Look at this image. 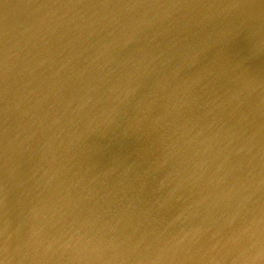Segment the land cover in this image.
I'll use <instances>...</instances> for the list:
<instances>
[{
    "label": "water",
    "instance_id": "95a60500",
    "mask_svg": "<svg viewBox=\"0 0 264 264\" xmlns=\"http://www.w3.org/2000/svg\"><path fill=\"white\" fill-rule=\"evenodd\" d=\"M233 1L239 6H233ZM31 2L33 3L28 5ZM0 4V17L5 20L8 18L10 26L17 27L16 39L28 32L38 33L32 39L23 40L22 47H18V40L14 43L13 39L14 47L18 51L22 49L21 54L16 59L5 57L6 64L0 61V264H136L137 257H131V254L136 252L128 245L122 246L114 254L110 252L114 229H120L123 219L116 224L114 221L112 225L107 220V230L91 225L95 223V211L99 210L101 216L108 218V211L100 209V204L106 200L117 202L114 196L116 193L120 195L119 190L115 189L109 180L107 184H98V173L90 175L84 184H79L77 178L67 175L72 172L79 175L85 166L95 172L104 167L103 163L114 158L117 153L129 154L135 151L134 148L139 143L152 137L151 129H147V125L160 118L157 112L159 113L162 107L167 111L175 106L173 112L167 111V129L173 128V124L177 128L192 127L191 129L195 128L197 121L202 124L199 128H202L204 135L198 137L199 144L205 136L214 138L215 134L221 136L223 141L227 137L230 138V133L234 130L239 138L248 143L264 145L262 0H250V3L245 5L237 4V0H181L177 5L172 0H133L134 8L129 6V25L133 31L125 36L128 40H125L124 44L140 46L144 60L141 65L134 63L138 61L136 57L131 61L132 55L122 59L113 57L110 61H103V57L90 56L89 48L94 47L95 40L79 39L73 36L72 32H68L64 13L60 11L54 23H48L49 19H44L38 23L42 24L39 31L35 30L37 23L32 22L33 16L39 7L50 6L49 0H0ZM159 10L165 14L160 20L156 18L155 13ZM148 19L153 20L157 29L164 35L161 42L166 43L161 47L165 54L160 61L171 59L173 49L180 54L186 53L187 47L192 46L199 33L203 34L204 42L208 36L214 47L219 48L213 56L212 64L209 63L211 71L202 69V73L192 79L198 81V88H192L196 82H168L165 77L152 71L153 61H157L158 55L155 49L149 50V46L145 45L147 36L144 31L141 32L142 25L139 23L148 22ZM211 22L214 24L212 36L207 35ZM1 26L8 25L0 20ZM217 37L219 41L216 40ZM43 40L51 43L47 44ZM222 44L225 47H222ZM83 45H88L89 48L85 53H80V46ZM115 50L117 52L119 48L116 47ZM53 61L51 73L44 75L41 66ZM98 62L103 63L100 65ZM65 63L69 65L61 67ZM162 63L164 65L163 61ZM75 64H78L77 67L72 68ZM60 67L63 70L60 72L62 77L54 81L52 75ZM145 69L152 71L150 75L144 72ZM214 71L219 77L218 80L209 75V72ZM34 82L39 83L36 98L32 94L35 91L31 89ZM180 86L183 87L179 92L182 94L173 96L171 91ZM45 87L49 89V95L42 92ZM28 88L30 92L27 91ZM208 89L221 92L217 93V100L233 103L230 107H235L234 116L222 118L230 111V107L227 108L228 112L224 110L225 113L219 117H216V112L213 113L207 108L206 103L215 99V96L210 97V93L207 94ZM39 96L47 100L46 103L56 101V106L49 103L42 108L43 112L47 113L48 122L54 124L57 120L50 111L57 113L59 119L65 120L61 125L62 129L66 128V123H79L77 121L81 112L77 108L81 107L83 114L80 118L88 117V121L85 123L86 127H78V134L89 130L84 136L92 139L91 148L79 151L69 145L70 140L63 138L58 141L49 139L48 136H39L28 116L32 101L35 102ZM174 98L178 103H171ZM100 101L109 106L105 107ZM106 111L109 114L106 119L108 124L121 128L120 123L124 122V119L133 124L127 134L130 135L128 141H133L135 145L126 148L119 146L116 147L119 148L116 152H108L94 144L96 131H100L96 128L97 124L103 123V120L98 122L100 119H97L95 114L101 116L103 113L107 114ZM93 116L94 121L90 122ZM154 129L165 130L161 127L160 119ZM231 147L235 154L232 156L235 157L234 162L238 160L235 164L236 171L234 167H229L222 148L205 156L204 167L193 155L194 152L189 150L188 154H185V168L182 173L176 174L177 178L186 175L191 177L203 169H208L213 176L214 187L206 197L204 206L210 207L209 202L215 201L214 194L225 190L227 184L235 181L245 186L246 194L239 195L243 203H250L255 199L249 192L251 190L246 187L264 179V153L257 154L255 150L251 153L243 152L239 150L240 145ZM121 149L123 150L120 152ZM244 153L250 155L245 156ZM229 154L230 152H227L226 156ZM249 158L258 163L256 174H249L250 170L245 166ZM224 167L228 174H225ZM55 177L60 180L54 183L52 179ZM11 182L18 186L13 192L9 187ZM87 183L94 187L95 193L98 192L101 199L99 202L96 203L91 197L88 205L87 198L76 195L82 185ZM27 191L35 194L36 201L35 198L34 201L28 202L25 199L29 205L27 210H24L23 220H19L20 215L16 207L18 203L14 193L23 194ZM53 195L61 196L54 204L50 202ZM76 197L79 200L82 198V202L78 204L74 201ZM131 201L125 198L119 202L121 209H131L127 207ZM261 204L264 205V199ZM157 206L156 202L143 204V209L137 210V218L147 219L158 213ZM229 207L233 210L235 208L232 202ZM117 208L119 209L118 205ZM137 226V223H133L126 230L137 229ZM226 227L239 233L237 229L241 228V225L226 223ZM16 236L21 239L16 240ZM52 236L65 243L66 247L59 251L55 250V247L50 252L49 244L54 241ZM153 236V232L149 230L143 233L140 241H152L155 239ZM39 239L43 242L40 243ZM39 244H42L43 248H40ZM30 256L32 258H29Z\"/></svg>",
    "mask_w": 264,
    "mask_h": 264
},
{
    "label": "bare ground",
    "instance_id": "6f19581e",
    "mask_svg": "<svg viewBox=\"0 0 264 264\" xmlns=\"http://www.w3.org/2000/svg\"><path fill=\"white\" fill-rule=\"evenodd\" d=\"M262 1L264 2V0ZM172 2L177 5L181 3V0H172ZM238 3L245 5L249 4L250 0H237ZM49 4L50 6H41L36 10L32 20V22L36 21L37 23L34 27L35 30L39 31L42 24L38 23L44 19H49L48 23H54L58 19L56 16L60 11L64 13V23H67L68 32H72V35L79 39L89 38L95 40L93 48H89L88 45L80 46V53H85L86 49L89 48L91 50L90 56L103 57V61H110L113 57L122 59L127 55H132L131 61L135 60L136 57L138 61H134V63H137V65L144 63V60H142L143 51L139 49V45L124 44V41L128 40L125 36L133 31L129 25L131 17L129 6L134 8L133 0H49ZM232 5L237 6L234 1ZM141 10L139 9V11ZM155 13L157 14L156 18L158 17L159 20L165 15L161 10L155 11ZM0 20L1 22L5 21L8 25L7 27H0V61L6 64L5 57L16 59L21 54L22 49L18 51L14 47L16 40H18V47H22L23 43L21 42L23 40L32 39L38 33L28 32L16 39L17 27L10 26L8 18L5 20L0 17ZM139 23L142 25L141 32L144 31L145 36H147L145 45L149 46V50L155 49L158 55L157 61H153L152 71H156V73L165 77L168 82L176 80L196 82L192 85V88H198V81L192 79L198 77L202 73V69L211 71L209 63L212 64L213 56L216 55V51L219 49L214 47L210 38L206 36L204 42L203 34L199 33L197 40L191 44L192 46L187 47L186 53L180 54L175 49L171 50V59H163V65L160 61L165 54L161 47L162 44L166 43L165 41L161 42V38L164 36L163 32L159 28L157 29L156 23L151 19H148V22ZM213 26L214 24L211 22L207 35H213ZM24 28L30 29L28 27ZM13 39H15L14 43ZM216 40L219 41L218 37ZM43 42L51 43V41L46 42L44 40ZM42 47L40 46V48ZM116 47L119 48L117 52ZM222 47H225L224 44H222ZM68 63L62 64L61 67L68 66ZM102 63L98 62L97 64L101 65ZM53 65L54 61L42 65L43 74L51 73ZM77 65L75 64L72 68H76ZM61 67L57 68L52 75L54 81L62 77L60 74L63 71ZM103 67L107 69V67ZM152 71L144 70L145 73H148L147 75H150L149 73ZM82 75L87 77L86 74ZM209 75L215 80L219 79L216 71L209 72ZM31 89L35 91L32 94L36 98L39 83H32ZM182 89L183 87L180 86L176 90H172L171 93L173 96L178 97L182 94L179 93ZM27 91L30 92V89L28 88ZM42 92L46 95L50 94L47 87ZM211 92L212 90L208 89L207 94L210 93V97L215 96V102L211 100V102L206 103V106L211 112H216V117L222 116L223 113L228 112L227 108L233 103H227L221 99L217 100L216 95L221 92ZM209 96L207 98H210ZM38 98L35 102L32 101L28 116L33 127L38 130L39 136H43V138L48 136L49 139L58 141L63 138L70 140L68 141L69 145L79 151L91 148L92 139L90 137L87 139L84 136L89 130L82 133L80 131L81 135L78 134L80 130L78 127H86L85 123L88 121V117L80 118L83 114L81 107L77 108L81 112L77 121L79 123H66V128L62 129L61 125L64 124L65 120L59 119L57 113L50 111L57 117V120L54 124L48 122L47 113H44L42 108V106H47L49 103L56 106V101L46 103L47 100H43L41 96ZM176 101L178 103V100L174 98L171 103L175 104ZM36 102H39V104ZM100 102L105 107L109 106L104 101ZM174 107L167 111L172 110L173 112ZM167 111L165 107H162L159 113L157 112L158 117L160 114L158 119L161 120V127L165 130L154 129L158 119L155 120L156 123L155 121L148 123L147 129H151L152 137L139 143L134 148L135 151L129 154L117 153L114 158H110L103 163L104 167L95 172L90 167L85 166L79 175L75 172L67 175L77 178L79 184H84L90 175L98 173V184H107L109 180L116 187L115 189L120 192V195L116 193L114 196L117 202L106 200L100 204V209L108 211V218L101 216L99 210L95 211V219H93L95 223L91 225L107 230V220L112 225L114 221V224H116L123 219L120 223V229H114L115 235L110 252L114 254L122 246L128 245L132 251L136 252V254H131V257H137L136 264H264V205L261 204V200L264 199V179L254 182L250 187H246L254 195L255 199L252 202L243 203L241 201L239 195L242 193L245 195L246 189L244 184L235 181L227 184L225 190L222 189L216 192L214 194L215 201H210V207H208L204 206V203L214 187L213 176L210 175L208 169L199 170L198 174H193L191 177H187V175L181 178L176 177V174L184 171V160L189 150L194 152L193 155L204 167L205 156L222 148V153L227 158L229 167L231 169L234 167L236 171L235 164L238 160L234 162L235 157L232 158V156L235 154L231 146L237 147L240 145L239 150L243 152L248 151L251 153L255 150V153L259 154L264 153V145L248 143V141L239 138L234 130L230 133L231 137H227L223 141L221 136L215 134L214 138L205 136L199 144L200 139L198 137L204 135L202 128H199L202 124L197 121L193 129H191L192 127L177 128L173 124V128L167 129V119L169 118ZM234 114L235 107L233 106L222 118L228 115L234 116ZM108 115V112L107 114L103 113L101 116L95 114V117L100 119L98 122L103 120V123L97 124L96 128L100 131H96L94 144H97L101 150L108 152H111V150L116 152L119 149L116 147L119 146L126 148L129 145H135L133 141H128L130 135L127 134L129 129L133 128V124L124 119V122L121 121L120 123L121 128H119L106 122ZM92 121H94V116L90 118V122ZM124 143L126 144L124 145ZM209 144L211 145L209 146ZM227 152H230L229 156H226ZM244 154L245 156L250 155ZM257 164L249 158L245 165L250 170L249 174H256L258 171ZM0 168H2L1 164ZM23 168H25L24 163ZM203 171L208 175L206 176ZM224 171L225 174H228L225 167ZM59 180V177L52 179L54 183ZM71 184L73 186V182ZM9 187L13 192L18 186L16 183L11 182ZM76 195H83L87 198L88 205L91 197L96 203L101 200L98 192L95 193L94 187L92 188L88 183L82 185ZM14 198L18 203L16 205L18 208L17 213L20 215L18 219L23 220L24 210L26 211L29 205L27 202L34 201V198L36 201L35 194L32 191L23 194L14 193ZM60 198V195H53L50 197V202L54 204ZM76 198L73 200L78 204L82 202V198L80 200L78 197ZM125 198L132 200L127 204V207L131 209H121L122 205L119 202L124 201ZM25 199H27V202ZM149 202H156L158 204L156 209L159 212L147 217V219L144 217L141 220L138 219L137 210L143 209V204ZM200 202L202 203L198 204ZM231 202L235 207L234 210L229 207ZM0 214H2V210ZM133 223L138 224L137 229L126 230ZM226 223H232L234 226L241 225V228L237 229L239 233L228 230ZM149 230L153 232V238L155 239L149 242L140 241L143 233ZM53 238V243L49 244L50 252L55 247L57 251L66 247L65 243H61L55 237ZM15 239L21 238L16 236ZM39 242L42 243L43 241L39 239ZM39 247L43 248V245L39 244ZM27 257H25L26 260ZM29 258H32V256Z\"/></svg>",
    "mask_w": 264,
    "mask_h": 264
}]
</instances>
